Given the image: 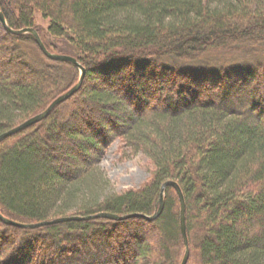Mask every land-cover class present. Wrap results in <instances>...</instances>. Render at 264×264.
I'll return each mask as SVG.
<instances>
[{
    "label": "trees",
    "instance_id": "16d2710c",
    "mask_svg": "<svg viewBox=\"0 0 264 264\" xmlns=\"http://www.w3.org/2000/svg\"><path fill=\"white\" fill-rule=\"evenodd\" d=\"M0 5L12 28L35 27L49 50L86 68L77 92L0 141V212L26 223L68 213L152 215L172 179L187 205V264H264V0ZM36 10L51 19L48 29L36 23ZM47 31L66 37L68 48ZM0 41L2 133L44 111L81 71L1 20ZM76 117L86 127L74 126ZM118 138L147 158L150 176L139 188L110 189L100 170ZM180 216L179 193L169 185L152 220L23 227L0 218V264H181Z\"/></svg>",
    "mask_w": 264,
    "mask_h": 264
},
{
    "label": "water",
    "instance_id": "95a60500",
    "mask_svg": "<svg viewBox=\"0 0 264 264\" xmlns=\"http://www.w3.org/2000/svg\"><path fill=\"white\" fill-rule=\"evenodd\" d=\"M0 20L3 22V24L10 31H12L14 33L32 32L35 35L39 46L42 48V50L44 51V53L48 57L53 58V59H57V60L71 61L74 64H76L80 68V71H81L78 82L76 84H74L72 87H70L66 92H64V93L60 94L58 97H56L44 111H42L36 115H33V116L29 117L28 119L24 120L23 122L19 123L18 125L0 133V141H1L2 139L9 137V136L13 135L14 133H17V132L27 128L28 126L40 121L41 119L45 118L47 115H49V113L54 109V107L57 104L65 101L71 95H73L75 92H77L83 84V81H84V78L86 75V68L80 63V61L78 60L77 57H75L71 54L53 52V51L49 50L35 27L28 26V27L19 28V29L12 28L7 22L5 14L1 8V5H0ZM169 185L174 186L177 189L179 196H180L181 229H182V233L184 236V242H185V247H186L184 257L182 259L181 264H187L189 256H190V251H191L189 237H188V231H187V217H186L187 205H186L185 195L183 193V190H182L180 184L176 180H172V179H169L163 183L162 188H161L159 208L152 215H147V214L140 213V212L120 214V213L111 212V211H101L98 213L87 214V215H79V214L62 215V216H58V217H54L51 219H46V220H42V221H38V222L26 223V222L14 220L10 217L5 216L2 212H0V218L7 224L18 225V226H23V227H36V226H40V225H44V224L57 223V222L69 221V220H86V219H92V218H96V217H108L111 219L120 220V219H125V218H129V217H133V216H142V217H145L147 219L152 220V219L157 218L163 210L164 192H165L166 187Z\"/></svg>",
    "mask_w": 264,
    "mask_h": 264
},
{
    "label": "rangeland",
    "instance_id": "374dc122",
    "mask_svg": "<svg viewBox=\"0 0 264 264\" xmlns=\"http://www.w3.org/2000/svg\"><path fill=\"white\" fill-rule=\"evenodd\" d=\"M35 21L37 24L45 27V29H48L51 23V19L44 16L39 10H36L35 12ZM46 38L50 42L57 44L59 48H68L69 42L66 37H55L47 31ZM2 43L3 41H0V46ZM67 111L69 110L67 109ZM80 114L84 115L85 113L81 112ZM79 117L73 119V125L86 127L87 123L85 120ZM86 129L87 128H85V130ZM79 149V146L72 144V152L80 153ZM99 166L102 173H106L110 181V189L124 190L132 187L139 188V186L144 184L150 176V166L147 164V158L142 153L133 152L130 148L125 146L119 138L115 139L108 146L106 152L101 158ZM73 167L75 166L73 165ZM67 215L70 214L68 213Z\"/></svg>",
    "mask_w": 264,
    "mask_h": 264
}]
</instances>
